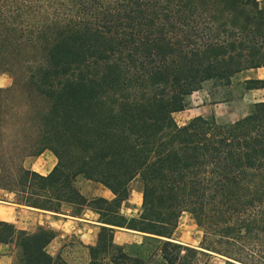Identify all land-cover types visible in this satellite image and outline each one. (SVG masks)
<instances>
[{
  "label": "trees",
  "instance_id": "trees-1",
  "mask_svg": "<svg viewBox=\"0 0 264 264\" xmlns=\"http://www.w3.org/2000/svg\"><path fill=\"white\" fill-rule=\"evenodd\" d=\"M260 68L259 0H0V70L17 78L0 88V125L23 95L28 155L52 149L59 159L48 175L21 166L13 178L0 166V188L21 204L90 208L147 234L129 253L103 226L90 264H264V101L234 122L179 126L173 116L205 82ZM245 83L264 88L261 77ZM81 174L115 197L86 198ZM135 179L143 212L127 221L118 209ZM184 211L203 229L199 248L174 238ZM54 237L0 221V241L20 251L15 264H70L47 251Z\"/></svg>",
  "mask_w": 264,
  "mask_h": 264
},
{
  "label": "rangeland",
  "instance_id": "rangeland-1",
  "mask_svg": "<svg viewBox=\"0 0 264 264\" xmlns=\"http://www.w3.org/2000/svg\"><path fill=\"white\" fill-rule=\"evenodd\" d=\"M259 1L264 8V0ZM256 77L264 78V68L239 73L233 77L230 84L226 85L216 81L205 82L199 90L194 91L187 97L185 109L173 114L175 121L179 126H184L198 116L214 115L222 122H234L245 117L250 113L255 103L264 101V88L249 89L245 83V80ZM16 81L17 78L14 74L0 70V88H12L15 86ZM13 103L14 107L10 112L12 118H8L7 122L0 125V166L4 168L5 173L3 175L9 177L13 175L14 178L21 166L48 175L57 165L59 159L52 149H46L39 155H28L27 146L34 139V133L25 117L26 102L24 96H20L18 93L14 97ZM4 180L5 183L10 182V179ZM88 180L83 174L77 177L76 184L80 190L84 189L83 183ZM89 184L104 186L102 183L93 180H90ZM9 192L7 189L0 188V199L13 200L15 194H9ZM142 204L143 185L139 179H135L130 184L129 199L122 203L118 212L120 216L127 218V221L139 219L143 212ZM61 210L65 213L76 214L79 212V207L63 204ZM24 217L27 220H33L35 215L24 212ZM34 227V229H37L38 226ZM144 235L147 234L138 232L118 233L115 240L127 252L133 253L134 248H140L142 243H146ZM203 236V229L197 224L193 215L188 211L182 212L174 238L199 248ZM14 245L11 242H5L3 250L7 252L16 249L15 256L18 259L20 251L18 247L15 246L16 248H14ZM144 246L147 248L148 245L144 244ZM79 251L82 252L84 261L91 260L90 249H86L84 246ZM100 256L102 257V255ZM223 258L222 255L215 253L211 262H221ZM151 264H155V262Z\"/></svg>",
  "mask_w": 264,
  "mask_h": 264
},
{
  "label": "crops",
  "instance_id": "crops-1",
  "mask_svg": "<svg viewBox=\"0 0 264 264\" xmlns=\"http://www.w3.org/2000/svg\"><path fill=\"white\" fill-rule=\"evenodd\" d=\"M89 181L83 183L84 189L81 190V193L89 200L97 197L112 200L115 197L114 193L106 186L92 185L89 184ZM12 193L9 192V194ZM24 212L34 214L35 218L27 220L24 217ZM0 221L13 223L17 229L31 232L36 230L34 226L40 225L53 229L55 237L46 249L52 256H61L70 264H90L91 260L84 261L82 252L79 250L84 246L86 249L96 246L99 240V231L103 226L113 228L115 237L118 233L124 232L143 233L102 222L100 214L90 208H85L76 214L65 213L62 210L60 212L48 211L18 203L15 198L13 200L0 199ZM4 243L0 241V264H15L16 249L15 251H4ZM115 243H117L116 240ZM14 248H16L15 245Z\"/></svg>",
  "mask_w": 264,
  "mask_h": 264
}]
</instances>
